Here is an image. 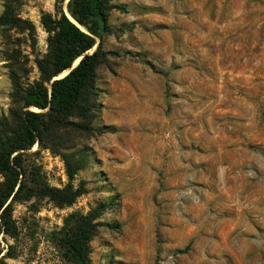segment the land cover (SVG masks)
Returning a JSON list of instances; mask_svg holds the SVG:
<instances>
[{
	"label": "rangeland",
	"instance_id": "374dc122",
	"mask_svg": "<svg viewBox=\"0 0 264 264\" xmlns=\"http://www.w3.org/2000/svg\"><path fill=\"white\" fill-rule=\"evenodd\" d=\"M31 30L0 25V117L15 72L39 78L47 51L43 13L55 0H0ZM93 136L66 133L87 154L74 203H13L15 235L0 226L3 264H72L64 219L113 202L90 241L92 264H264V0H115ZM57 152V151H55ZM49 148L22 155L30 180L67 183ZM0 176V180H1Z\"/></svg>",
	"mask_w": 264,
	"mask_h": 264
},
{
	"label": "trees",
	"instance_id": "16d2710c",
	"mask_svg": "<svg viewBox=\"0 0 264 264\" xmlns=\"http://www.w3.org/2000/svg\"><path fill=\"white\" fill-rule=\"evenodd\" d=\"M65 1L55 0L54 15H41V25L48 36L46 53L35 59L39 78L23 85L15 72L9 75L11 107L6 117H0V226L11 237L15 235L13 203L38 197L64 207L86 192L85 181L80 180L75 186L72 182L85 168L87 154L83 150L59 149L69 147L62 142L67 139L66 133L88 137L102 131L93 126L101 108L97 70L109 55L103 43L113 33L110 11L123 7L115 0ZM13 12L12 4L6 1L0 25L32 29ZM73 64L76 65L72 67ZM34 145L57 151L63 160L68 181L62 188L50 186L36 173L30 180L27 178L22 155ZM112 203H99L86 213L75 211L64 219L58 241L72 264H92L89 243L102 226L98 219Z\"/></svg>",
	"mask_w": 264,
	"mask_h": 264
},
{
	"label": "water",
	"instance_id": "95a60500",
	"mask_svg": "<svg viewBox=\"0 0 264 264\" xmlns=\"http://www.w3.org/2000/svg\"><path fill=\"white\" fill-rule=\"evenodd\" d=\"M67 1H68V0H66L65 3H66ZM66 14H67V16L70 18V20H72V22L75 23V21H74L69 15H68V13H66ZM76 24H77V23H76ZM77 25H78V24H77ZM78 26H79V25H78ZM80 28L82 29V27H80ZM95 47H96V46H95ZM78 61H79V59H77L76 64L78 63ZM76 64H75V65H76ZM75 65L73 64L72 67H74ZM72 67H71V68H72ZM71 68H70V69H71ZM70 69H68L66 72H64V74H62V76H64L65 74H67L68 71H69ZM62 76H59V77H62Z\"/></svg>",
	"mask_w": 264,
	"mask_h": 264
},
{
	"label": "bare ground",
	"instance_id": "6f19581e",
	"mask_svg": "<svg viewBox=\"0 0 264 264\" xmlns=\"http://www.w3.org/2000/svg\"><path fill=\"white\" fill-rule=\"evenodd\" d=\"M82 29H83V28H82ZM76 62H77V61H76ZM76 62H75V63H76ZM63 74H64V73H63Z\"/></svg>",
	"mask_w": 264,
	"mask_h": 264
}]
</instances>
